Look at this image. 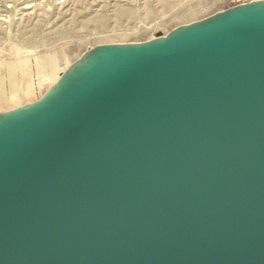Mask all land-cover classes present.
<instances>
[{
    "label": "water",
    "instance_id": "95a60500",
    "mask_svg": "<svg viewBox=\"0 0 264 264\" xmlns=\"http://www.w3.org/2000/svg\"><path fill=\"white\" fill-rule=\"evenodd\" d=\"M0 264H264V2L0 113Z\"/></svg>",
    "mask_w": 264,
    "mask_h": 264
},
{
    "label": "rangeland",
    "instance_id": "374dc122",
    "mask_svg": "<svg viewBox=\"0 0 264 264\" xmlns=\"http://www.w3.org/2000/svg\"><path fill=\"white\" fill-rule=\"evenodd\" d=\"M252 1L0 0L3 85L40 99L96 48L148 43Z\"/></svg>",
    "mask_w": 264,
    "mask_h": 264
},
{
    "label": "crops",
    "instance_id": "0c3cea01",
    "mask_svg": "<svg viewBox=\"0 0 264 264\" xmlns=\"http://www.w3.org/2000/svg\"><path fill=\"white\" fill-rule=\"evenodd\" d=\"M8 79L9 78L3 77V72L0 70V113L16 109L38 100L34 99L36 95V91L34 90L33 93H29V96H26L24 93L25 87L23 85L18 86L16 92L11 91V87L3 85L4 81H8Z\"/></svg>",
    "mask_w": 264,
    "mask_h": 264
},
{
    "label": "bare ground",
    "instance_id": "6f19581e",
    "mask_svg": "<svg viewBox=\"0 0 264 264\" xmlns=\"http://www.w3.org/2000/svg\"><path fill=\"white\" fill-rule=\"evenodd\" d=\"M252 2H264V0H254V1H252ZM125 10V9H124ZM122 12H124V11H122ZM118 14H119V12H118ZM125 14V13H124ZM123 15V14H122ZM115 16V15H114ZM97 17V16H96ZM98 18V17H97ZM100 21V20H99ZM69 66H71V65H69ZM25 68V67H24ZM71 68V67H70ZM70 68L69 69H67V70H65L64 71V73H66V72H68L69 70H70ZM22 69V68H21ZM63 73V74H64Z\"/></svg>",
    "mask_w": 264,
    "mask_h": 264
}]
</instances>
